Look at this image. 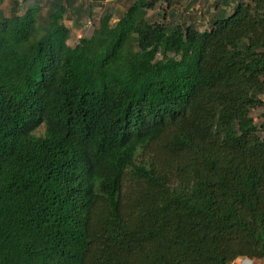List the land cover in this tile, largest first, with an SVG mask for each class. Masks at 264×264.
Wrapping results in <instances>:
<instances>
[{
    "label": "trees",
    "instance_id": "obj_1",
    "mask_svg": "<svg viewBox=\"0 0 264 264\" xmlns=\"http://www.w3.org/2000/svg\"><path fill=\"white\" fill-rule=\"evenodd\" d=\"M33 1L0 10V264L264 261V0L74 46L78 0Z\"/></svg>",
    "mask_w": 264,
    "mask_h": 264
},
{
    "label": "rangeland",
    "instance_id": "obj_2",
    "mask_svg": "<svg viewBox=\"0 0 264 264\" xmlns=\"http://www.w3.org/2000/svg\"><path fill=\"white\" fill-rule=\"evenodd\" d=\"M14 1H17L24 8L29 4L35 3L33 0H29L24 4L22 3L23 0H2L0 10L4 16H10ZM38 1L43 8L41 15L45 16V0ZM133 1L135 0H100L97 3L93 0H78V3L83 7L80 18L76 19L75 15L67 13L63 21L64 25L70 30L68 45L74 46L81 37H89L97 27L99 18L106 12H110L113 15L110 23L114 24L124 12L125 7ZM171 2V7L168 8L165 0H158L155 9L148 12L149 20L152 19L158 22L168 23L169 12H172L174 15L172 18L174 20L172 19L171 23H174L173 21L180 23L190 22L197 29L203 31L210 28V18L215 12V9L225 7L222 0H172ZM234 3L235 0H228L229 5L226 6L227 12H231ZM24 8L21 9L20 14L23 13ZM260 113V109H254L252 111V117L255 123L261 121ZM42 132L43 127H40L37 134ZM239 262L250 264L248 261H240L239 259L235 260L232 264H238ZM257 263L256 261L255 264ZM259 263L264 264V261Z\"/></svg>",
    "mask_w": 264,
    "mask_h": 264
},
{
    "label": "clouds",
    "instance_id": "obj_3",
    "mask_svg": "<svg viewBox=\"0 0 264 264\" xmlns=\"http://www.w3.org/2000/svg\"><path fill=\"white\" fill-rule=\"evenodd\" d=\"M240 261H248L250 264H255V262H256L257 260H252V259H247V258H245V259H241Z\"/></svg>",
    "mask_w": 264,
    "mask_h": 264
},
{
    "label": "crops",
    "instance_id": "obj_4",
    "mask_svg": "<svg viewBox=\"0 0 264 264\" xmlns=\"http://www.w3.org/2000/svg\"><path fill=\"white\" fill-rule=\"evenodd\" d=\"M258 263L257 264H261V263H259V262H261V261H257Z\"/></svg>",
    "mask_w": 264,
    "mask_h": 264
},
{
    "label": "built area",
    "instance_id": "obj_5",
    "mask_svg": "<svg viewBox=\"0 0 264 264\" xmlns=\"http://www.w3.org/2000/svg\"><path fill=\"white\" fill-rule=\"evenodd\" d=\"M238 264H243L242 262H239Z\"/></svg>",
    "mask_w": 264,
    "mask_h": 264
}]
</instances>
